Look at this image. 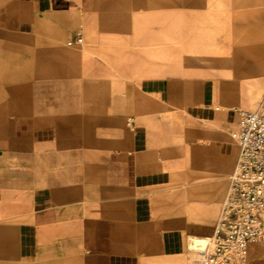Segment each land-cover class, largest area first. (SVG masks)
<instances>
[{"label":"crops","instance_id":"crops-1","mask_svg":"<svg viewBox=\"0 0 264 264\" xmlns=\"http://www.w3.org/2000/svg\"><path fill=\"white\" fill-rule=\"evenodd\" d=\"M258 109L264 0H0V264H196Z\"/></svg>","mask_w":264,"mask_h":264},{"label":"built area","instance_id":"built-area-1","mask_svg":"<svg viewBox=\"0 0 264 264\" xmlns=\"http://www.w3.org/2000/svg\"><path fill=\"white\" fill-rule=\"evenodd\" d=\"M240 123L229 188L213 234L193 245L196 264H245L250 246L264 244V109L241 110Z\"/></svg>","mask_w":264,"mask_h":264}]
</instances>
